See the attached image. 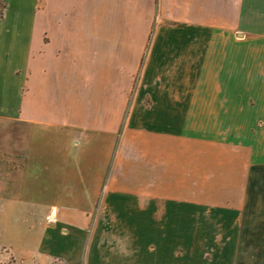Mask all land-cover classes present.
Returning a JSON list of instances; mask_svg holds the SVG:
<instances>
[{
  "label": "rangeland",
  "instance_id": "obj_1",
  "mask_svg": "<svg viewBox=\"0 0 264 264\" xmlns=\"http://www.w3.org/2000/svg\"><path fill=\"white\" fill-rule=\"evenodd\" d=\"M218 19L143 14L136 30L43 32L56 65L87 58L81 86L58 95L68 114L117 135L79 264L91 236L108 264H264V15Z\"/></svg>",
  "mask_w": 264,
  "mask_h": 264
},
{
  "label": "crops",
  "instance_id": "obj_2",
  "mask_svg": "<svg viewBox=\"0 0 264 264\" xmlns=\"http://www.w3.org/2000/svg\"><path fill=\"white\" fill-rule=\"evenodd\" d=\"M143 14L218 27V16L264 15V0H0V264H79L117 142L105 121L68 114L58 95L81 86L74 76L87 58L56 65L43 54V32L136 30ZM52 212L57 223L44 232ZM94 240L85 264H108ZM129 256L114 264H138Z\"/></svg>",
  "mask_w": 264,
  "mask_h": 264
},
{
  "label": "built area",
  "instance_id": "obj_3",
  "mask_svg": "<svg viewBox=\"0 0 264 264\" xmlns=\"http://www.w3.org/2000/svg\"><path fill=\"white\" fill-rule=\"evenodd\" d=\"M47 223L52 225V224H56L57 223V218H56V214L54 212H52L48 217H47ZM57 263L56 264H65V262L61 259H57Z\"/></svg>",
  "mask_w": 264,
  "mask_h": 264
}]
</instances>
